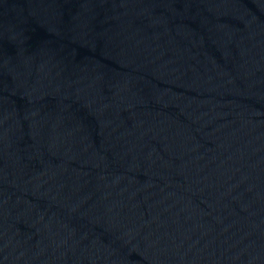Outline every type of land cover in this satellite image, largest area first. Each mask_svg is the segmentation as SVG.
Returning a JSON list of instances; mask_svg holds the SVG:
<instances>
[{"label": "water", "instance_id": "95a60500", "mask_svg": "<svg viewBox=\"0 0 264 264\" xmlns=\"http://www.w3.org/2000/svg\"><path fill=\"white\" fill-rule=\"evenodd\" d=\"M0 264H264V0H0Z\"/></svg>", "mask_w": 264, "mask_h": 264}]
</instances>
